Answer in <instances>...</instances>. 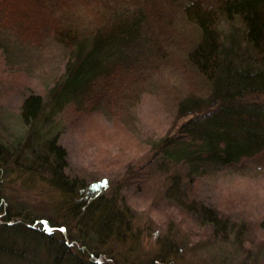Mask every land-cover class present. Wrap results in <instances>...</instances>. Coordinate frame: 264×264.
<instances>
[{
	"label": "trees",
	"instance_id": "trees-1",
	"mask_svg": "<svg viewBox=\"0 0 264 264\" xmlns=\"http://www.w3.org/2000/svg\"><path fill=\"white\" fill-rule=\"evenodd\" d=\"M125 8L137 9L138 16L117 19ZM157 10L153 0H0V47L50 75L47 98L27 95L16 115L17 133L0 136V170L27 168L60 194L64 220L78 228L71 242L78 240L90 258L85 264H99L101 253L90 244L119 241L121 230L133 238L134 220L121 200H109L65 172L67 153L50 138L53 114L63 106L135 125L142 96L162 77L156 72L177 60L194 78H186L181 90L164 84L165 91L172 89L166 99L172 120L163 135L149 138L153 158L181 167L191 183L264 148V103L254 98L264 92V0H184L171 16L182 36L175 59L164 45L172 34L156 36L150 28L149 40L141 37L142 20L163 22ZM140 38L148 52L139 56V49L128 60L126 49ZM112 51L117 57L110 61ZM193 205L207 224L220 223L212 207ZM0 215V264L16 262L20 252L38 245L52 264H81L70 241L55 234L65 233L66 225L22 210L14 214L1 195ZM177 253L160 250L151 262L174 264Z\"/></svg>",
	"mask_w": 264,
	"mask_h": 264
},
{
	"label": "rangeland",
	"instance_id": "rangeland-1",
	"mask_svg": "<svg viewBox=\"0 0 264 264\" xmlns=\"http://www.w3.org/2000/svg\"><path fill=\"white\" fill-rule=\"evenodd\" d=\"M183 1L153 0L163 22H141L144 39L146 35L149 40L150 28L156 36L172 34L164 45L173 59L182 47V36L173 28L171 16ZM126 16L136 17L138 10L125 8L117 19ZM137 40L126 49L128 60L139 49V56L148 52V42ZM113 52L108 54L110 61L117 57ZM36 64L0 47V136L17 133L16 115L27 95L40 93L47 98L50 75ZM178 64L176 60L156 72L162 76L160 82L142 96L137 123L130 127L101 112L77 111L71 105L53 114L50 138H57L67 153L65 172L100 189V195L109 200H121L124 214L133 216V238H125L126 230H121L119 241L92 243L91 251L101 253L99 264H152L158 251L171 249L178 250L174 264H264V148L191 183L181 167L153 158L148 140L163 135L172 120L171 104L166 100L172 89L165 91L164 84L181 90L189 83L187 79L194 78ZM254 98L264 103V92ZM50 124L47 121L40 127ZM0 195L14 214L22 210L66 225L65 233L55 234L70 241L68 247L81 264L90 261L88 253L80 250L81 243L71 242L78 228L75 221L64 220V211L58 207L60 194L38 175L14 166L0 170ZM198 203L212 207L220 223L207 224V217L202 219L199 210L194 212L189 206ZM80 231L86 233L85 228ZM17 240H22L20 235ZM44 249L40 245L35 251L27 249L16 262L4 264H52Z\"/></svg>",
	"mask_w": 264,
	"mask_h": 264
}]
</instances>
